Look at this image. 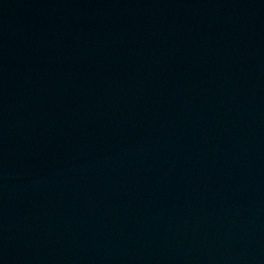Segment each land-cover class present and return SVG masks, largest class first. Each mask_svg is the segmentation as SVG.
<instances>
[{"label": "water", "instance_id": "water-1", "mask_svg": "<svg viewBox=\"0 0 264 264\" xmlns=\"http://www.w3.org/2000/svg\"><path fill=\"white\" fill-rule=\"evenodd\" d=\"M0 264H264V0H0Z\"/></svg>", "mask_w": 264, "mask_h": 264}]
</instances>
